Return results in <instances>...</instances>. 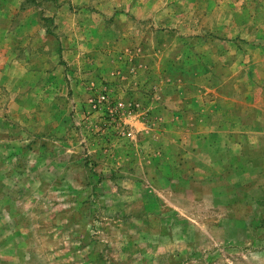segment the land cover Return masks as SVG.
<instances>
[{
    "label": "rangeland",
    "instance_id": "rangeland-1",
    "mask_svg": "<svg viewBox=\"0 0 264 264\" xmlns=\"http://www.w3.org/2000/svg\"><path fill=\"white\" fill-rule=\"evenodd\" d=\"M0 264H264V0H0Z\"/></svg>",
    "mask_w": 264,
    "mask_h": 264
}]
</instances>
